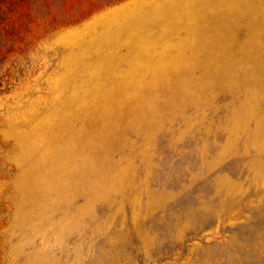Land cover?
Segmentation results:
<instances>
[{
    "label": "rangeland",
    "instance_id": "374dc122",
    "mask_svg": "<svg viewBox=\"0 0 264 264\" xmlns=\"http://www.w3.org/2000/svg\"><path fill=\"white\" fill-rule=\"evenodd\" d=\"M0 264H264V0H0Z\"/></svg>",
    "mask_w": 264,
    "mask_h": 264
}]
</instances>
